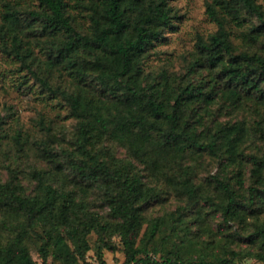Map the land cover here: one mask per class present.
<instances>
[{
	"label": "trees",
	"instance_id": "16d2710c",
	"mask_svg": "<svg viewBox=\"0 0 264 264\" xmlns=\"http://www.w3.org/2000/svg\"><path fill=\"white\" fill-rule=\"evenodd\" d=\"M205 6L216 28L197 37L182 75L145 68L148 52L176 17L169 0H37V8L1 12L0 50L25 70L21 84L31 76L75 127L72 146L57 150L50 145L53 122L41 114L37 123L46 138L37 149L49 167L30 171L31 192L12 170L0 179V264H37L29 240L41 264L85 262L91 233L100 264H106L103 249L118 248L112 237L122 246V264L264 260V220L258 219L264 212V8L256 0H205ZM249 107L260 116L253 126L214 117L215 108L226 114ZM4 123L0 113V144ZM252 136L263 147L246 151ZM12 139L25 144L19 131ZM104 142L128 158L117 159ZM156 147L175 154L169 192L147 179L162 182L148 160ZM205 155L218 166L209 176L215 195L196 182V160ZM89 190L98 192L105 214L91 210ZM164 193L184 204L145 218L144 206L164 201ZM206 215L241 224L238 237L247 248L230 256L188 255L195 246L191 224L206 228Z\"/></svg>",
	"mask_w": 264,
	"mask_h": 264
},
{
	"label": "rangeland",
	"instance_id": "374dc122",
	"mask_svg": "<svg viewBox=\"0 0 264 264\" xmlns=\"http://www.w3.org/2000/svg\"><path fill=\"white\" fill-rule=\"evenodd\" d=\"M175 10L176 17L172 25L165 30L163 35L157 39L153 48L148 52L145 59L146 70L166 68L170 72L182 75L187 71V64L192 57V51L195 50V42L198 36H207L216 28L215 23L209 19L206 14L205 0H169ZM264 8V0H256ZM17 8H37V0H0V20L1 12L5 9ZM237 33V31H236ZM236 45H239V37L234 38ZM19 63L15 58L3 53L0 50V113L4 117V126L6 135L0 144V179L5 180L10 176V170L17 174V177L26 189L31 192L34 182L30 177L32 169L48 168L49 164L38 155L37 147L42 144V138L45 139L43 130H39L37 120L41 114L45 121L53 122L51 134L55 142L50 143L51 147L58 150L60 147H71L75 121L66 116V108L59 107L52 98L40 93V87L37 81L31 76L27 82L23 81L25 70H19ZM253 107V106H252ZM252 107L246 108L238 113H223L225 109L215 108V118L219 120L244 119L247 124L253 126L255 121L260 119ZM59 113V116L56 114ZM223 113V114H222ZM209 122V118L207 120ZM264 121V117H263ZM17 131L20 133V139L25 143L18 146L12 139V135ZM253 141L247 142L246 151L257 150L262 146V141L252 136ZM110 146L112 155L117 159L128 158L126 152L110 143H103ZM174 152L156 147L148 156L150 167L159 175L162 182L152 181L151 177L147 179L159 186L160 190L168 191L173 188V173L170 169L174 160ZM197 179L205 189L206 193L215 195L210 183V173L218 170L215 160L208 156L198 157L196 160ZM141 167L140 165H138ZM246 182H249L248 175H245ZM167 197L164 201H151L144 206L145 218L162 215L166 211L174 210L178 205H183V201L175 198L172 194L164 193ZM88 196L91 210L99 214H105L106 208L98 197V192L90 191ZM259 221L264 220V212L260 214ZM251 220V219H249ZM146 226V224H144ZM241 224L237 222H228L223 224L218 215H206V228L191 224L190 237L195 239V246L188 255H195L198 252L217 255H232L234 251H244L247 243L239 238ZM234 235V239L230 238ZM90 249L85 254V259L78 264H100L96 254V235H89ZM116 243L117 249L110 251L103 249L102 258L106 264H122L124 253L117 237H112ZM208 241V242H206ZM29 251L37 264H41V258L37 248L32 240L27 242ZM238 264H264L260 260L250 256H237ZM47 264H53L50 258Z\"/></svg>",
	"mask_w": 264,
	"mask_h": 264
}]
</instances>
